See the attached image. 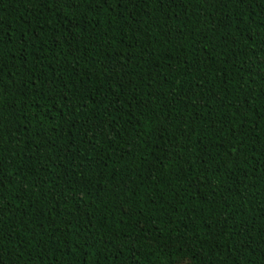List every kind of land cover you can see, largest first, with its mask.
Listing matches in <instances>:
<instances>
[{
	"label": "trees",
	"instance_id": "trees-1",
	"mask_svg": "<svg viewBox=\"0 0 264 264\" xmlns=\"http://www.w3.org/2000/svg\"><path fill=\"white\" fill-rule=\"evenodd\" d=\"M0 264H264V0H0Z\"/></svg>",
	"mask_w": 264,
	"mask_h": 264
}]
</instances>
